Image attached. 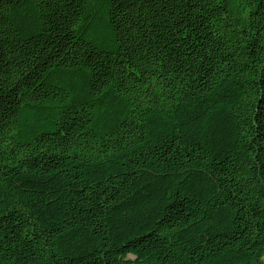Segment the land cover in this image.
Instances as JSON below:
<instances>
[{
    "label": "trees",
    "instance_id": "16d2710c",
    "mask_svg": "<svg viewBox=\"0 0 264 264\" xmlns=\"http://www.w3.org/2000/svg\"><path fill=\"white\" fill-rule=\"evenodd\" d=\"M0 264H264V0H0Z\"/></svg>",
    "mask_w": 264,
    "mask_h": 264
}]
</instances>
